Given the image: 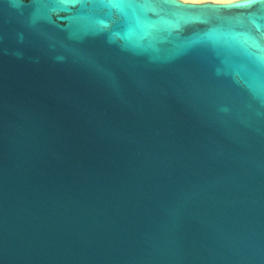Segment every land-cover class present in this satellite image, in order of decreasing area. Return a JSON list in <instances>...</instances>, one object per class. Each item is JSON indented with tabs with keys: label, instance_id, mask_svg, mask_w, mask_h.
I'll use <instances>...</instances> for the list:
<instances>
[{
	"label": "water",
	"instance_id": "95a60500",
	"mask_svg": "<svg viewBox=\"0 0 264 264\" xmlns=\"http://www.w3.org/2000/svg\"><path fill=\"white\" fill-rule=\"evenodd\" d=\"M0 264H264V0H0Z\"/></svg>",
	"mask_w": 264,
	"mask_h": 264
},
{
	"label": "bare ground",
	"instance_id": "6f19581e",
	"mask_svg": "<svg viewBox=\"0 0 264 264\" xmlns=\"http://www.w3.org/2000/svg\"><path fill=\"white\" fill-rule=\"evenodd\" d=\"M190 1H203V0H190ZM212 1H222V2H226V1H233V0H212Z\"/></svg>",
	"mask_w": 264,
	"mask_h": 264
}]
</instances>
